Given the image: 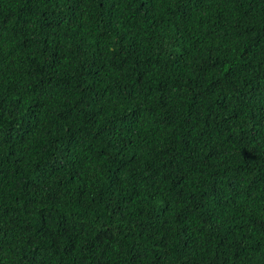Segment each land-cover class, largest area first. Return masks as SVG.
Returning a JSON list of instances; mask_svg holds the SVG:
<instances>
[{"label": "trees", "instance_id": "obj_1", "mask_svg": "<svg viewBox=\"0 0 264 264\" xmlns=\"http://www.w3.org/2000/svg\"><path fill=\"white\" fill-rule=\"evenodd\" d=\"M0 264H264V0H0Z\"/></svg>", "mask_w": 264, "mask_h": 264}]
</instances>
